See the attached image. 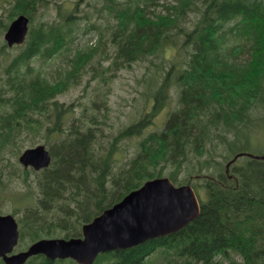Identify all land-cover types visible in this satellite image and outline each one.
<instances>
[{
	"label": "trees",
	"instance_id": "trees-1",
	"mask_svg": "<svg viewBox=\"0 0 264 264\" xmlns=\"http://www.w3.org/2000/svg\"><path fill=\"white\" fill-rule=\"evenodd\" d=\"M49 1L0 0V194L22 179L20 243L79 237L83 224L127 193L166 176L191 184L199 215L92 264H264V158L239 156L225 169L243 130L264 128V0H164L162 10L151 9L158 0H95L98 18L105 11L100 28L77 15L82 0L72 9L67 0ZM40 7L54 8L56 18L34 22ZM19 14L29 19L25 41L8 47L1 36ZM77 19L100 38L72 50ZM62 51L66 61L53 79L33 65ZM155 55V76L141 92L148 108L115 127L100 82ZM85 70L96 82L92 97L57 102ZM165 107L163 122L148 129ZM40 142L49 166L23 168L19 154ZM120 145L132 147L127 160L115 157ZM24 264L77 263L39 254Z\"/></svg>",
	"mask_w": 264,
	"mask_h": 264
},
{
	"label": "water",
	"instance_id": "water-1",
	"mask_svg": "<svg viewBox=\"0 0 264 264\" xmlns=\"http://www.w3.org/2000/svg\"><path fill=\"white\" fill-rule=\"evenodd\" d=\"M28 20L26 15L19 14L10 22L3 35L8 46L24 41ZM50 159L43 144L26 148L18 157L24 167L32 166L35 170L47 167ZM199 212V202L190 184L176 186L168 177H157L145 181L83 224L81 237L41 238L13 254L8 253L17 245L18 224L13 215L0 213V258L2 264H23L29 257L43 254L51 260L71 258L80 264H92L101 252L132 247L174 232Z\"/></svg>",
	"mask_w": 264,
	"mask_h": 264
},
{
	"label": "rangeland",
	"instance_id": "rangeland-1",
	"mask_svg": "<svg viewBox=\"0 0 264 264\" xmlns=\"http://www.w3.org/2000/svg\"><path fill=\"white\" fill-rule=\"evenodd\" d=\"M68 3L65 4L69 9H72L75 5V2L77 0H67ZM95 0H82L78 3V11L77 15L82 16L84 14H87L90 19L89 22H94L97 26H100L104 24V20L102 15L105 13V11L100 10V18L98 13L94 12V9L92 8V4ZM164 0H158V5H152L150 8L155 10H162V6L160 5L161 2ZM53 0L49 1L48 4H52ZM50 6V5H49ZM44 8V7H43ZM40 7L38 9V12L36 14V18L34 19V22L38 20H52L56 18L55 10L52 9H43ZM191 14V13H190ZM56 15V16H55ZM190 17H192L190 15ZM80 18V17H78ZM83 18V17H82ZM77 26L75 33V39L72 43V50L75 49H82L90 44H95L99 38L100 35L98 34L97 30L89 28L86 30V23L88 22L87 19H77ZM3 37V34L2 36ZM67 52L62 51L58 54H55L51 56L49 59H43L41 58H35L33 61V65L39 69L44 75H46L49 79H53L57 77V69L59 70L61 67L63 68ZM160 61V58L158 55L150 56L148 59L143 61L134 62L130 68H123L117 73H115L112 77V79L108 80L107 82L103 83L100 82L102 85V90L105 89L108 90L106 93L108 96V103L111 108V122H113L114 126L117 127L119 125H124L128 123L131 120H136L138 117H140V114L144 112L148 108V106L142 107V103L144 105L145 97L142 96L141 92L143 91V88L145 87L144 80H148V78H154V74L150 73L151 68L153 67L151 63H158ZM97 66V65H95ZM157 69V68H154ZM89 68H87V71ZM91 71L84 73V76L82 78V81L80 84L76 86H70L67 90H65L63 93H60L56 97V101L60 103H68L70 101H77V102H87L90 97L93 95V87L96 85L95 83H92V81H89L88 78L91 76ZM157 78H159V75H156ZM159 83L156 82V80L153 82V85H157ZM170 94V105L173 106L176 101L177 94L175 93V88L171 87ZM148 93V92H147ZM148 99V102L151 100L150 96ZM149 104V103H148ZM167 113V108L165 107L161 111L160 116H156V118H153V124H151L148 129H153L157 127L161 122H163L165 114ZM238 138V140L235 142V144L231 145L230 151L235 150L237 153H243L246 154H253V155H259L263 149H264V128L261 126L254 127L253 130H251L250 126L243 130ZM245 138L248 140L245 142ZM41 143V142H40ZM36 145V144H35ZM121 151L116 154V158L127 160L129 155L132 153L129 150H132L131 146H128V149H125L124 146H121ZM220 159V158H218ZM12 160L14 158L12 157ZM242 160V159H241ZM34 175H30L29 178H33ZM194 177H196L194 175ZM198 178V177H196ZM22 179H14L10 187L8 189L10 190H3L0 194V211L2 214L5 213H11L15 211L16 213L13 214L15 218H18V215L21 214L23 203L21 200H19L20 195L24 193L25 191V185L22 183ZM178 185V184H176ZM28 245V244H27ZM26 243H21L19 246L23 249L26 246ZM18 247L15 248L17 250ZM19 250V249H18Z\"/></svg>",
	"mask_w": 264,
	"mask_h": 264
},
{
	"label": "flooded vegetation",
	"instance_id": "flooded-vegetation-1",
	"mask_svg": "<svg viewBox=\"0 0 264 264\" xmlns=\"http://www.w3.org/2000/svg\"><path fill=\"white\" fill-rule=\"evenodd\" d=\"M12 252H16V250L15 251H12Z\"/></svg>",
	"mask_w": 264,
	"mask_h": 264
}]
</instances>
